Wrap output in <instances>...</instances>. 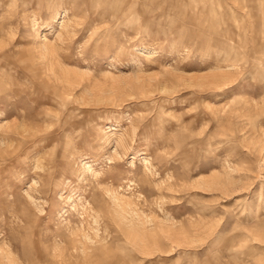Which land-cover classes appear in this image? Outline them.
<instances>
[{"label":"rangeland","instance_id":"1","mask_svg":"<svg viewBox=\"0 0 264 264\" xmlns=\"http://www.w3.org/2000/svg\"><path fill=\"white\" fill-rule=\"evenodd\" d=\"M263 4L0 0V264H264Z\"/></svg>","mask_w":264,"mask_h":264},{"label":"bare ground","instance_id":"2","mask_svg":"<svg viewBox=\"0 0 264 264\" xmlns=\"http://www.w3.org/2000/svg\"><path fill=\"white\" fill-rule=\"evenodd\" d=\"M264 5V4H263ZM208 11H209V13L210 12H212L213 11V7L212 6H210V8L209 9H207ZM262 14H261V23H260V25H261V29H262V35H263V43H264V10H262V12H261ZM263 51H264V49H263Z\"/></svg>","mask_w":264,"mask_h":264}]
</instances>
